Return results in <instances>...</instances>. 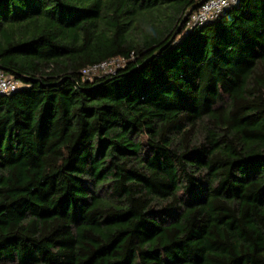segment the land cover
Instances as JSON below:
<instances>
[{"label":"trees","instance_id":"1","mask_svg":"<svg viewBox=\"0 0 264 264\" xmlns=\"http://www.w3.org/2000/svg\"><path fill=\"white\" fill-rule=\"evenodd\" d=\"M200 1L0 0V264H264V0Z\"/></svg>","mask_w":264,"mask_h":264},{"label":"built area","instance_id":"2","mask_svg":"<svg viewBox=\"0 0 264 264\" xmlns=\"http://www.w3.org/2000/svg\"><path fill=\"white\" fill-rule=\"evenodd\" d=\"M237 1L238 0H206L199 6L196 12L190 15L186 22V28H192L194 25L203 24L204 22L217 17L223 9L236 4ZM122 65L123 60L113 59L88 67L82 71V74L87 78L101 73L111 74ZM18 86L19 84L16 81L0 70V95L11 94Z\"/></svg>","mask_w":264,"mask_h":264},{"label":"water","instance_id":"3","mask_svg":"<svg viewBox=\"0 0 264 264\" xmlns=\"http://www.w3.org/2000/svg\"><path fill=\"white\" fill-rule=\"evenodd\" d=\"M206 0H201L200 2L192 5L185 13L183 19H182V22L181 24L185 23L187 21V18L190 16V14L195 10L197 9L201 4H203V2H205ZM3 96V95H2Z\"/></svg>","mask_w":264,"mask_h":264},{"label":"rangeland","instance_id":"4","mask_svg":"<svg viewBox=\"0 0 264 264\" xmlns=\"http://www.w3.org/2000/svg\"><path fill=\"white\" fill-rule=\"evenodd\" d=\"M103 74H105V73H101V74H99V76H100V75H103Z\"/></svg>","mask_w":264,"mask_h":264}]
</instances>
